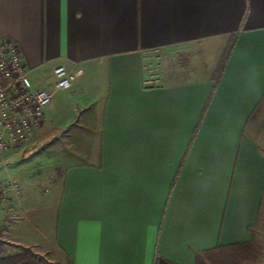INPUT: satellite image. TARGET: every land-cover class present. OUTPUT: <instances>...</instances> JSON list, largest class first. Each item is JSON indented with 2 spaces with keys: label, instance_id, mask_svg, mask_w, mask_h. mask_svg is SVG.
I'll use <instances>...</instances> for the list:
<instances>
[{
  "label": "crops",
  "instance_id": "0c3cea01",
  "mask_svg": "<svg viewBox=\"0 0 264 264\" xmlns=\"http://www.w3.org/2000/svg\"><path fill=\"white\" fill-rule=\"evenodd\" d=\"M0 40L35 86L56 64L82 70L24 147L59 133L58 155L39 170L24 148L0 161V180L24 188L0 206V239L60 264H196L253 242L264 0H0ZM162 54L179 57L177 73Z\"/></svg>",
  "mask_w": 264,
  "mask_h": 264
},
{
  "label": "built area",
  "instance_id": "2783aa9c",
  "mask_svg": "<svg viewBox=\"0 0 264 264\" xmlns=\"http://www.w3.org/2000/svg\"><path fill=\"white\" fill-rule=\"evenodd\" d=\"M159 64L168 73H177L181 67L175 54H162ZM81 72H70L63 64H56L42 84L35 86L17 46L0 40V161L5 153L24 148L36 136L55 94L69 90ZM23 193L18 179L0 180V206Z\"/></svg>",
  "mask_w": 264,
  "mask_h": 264
},
{
  "label": "rangeland",
  "instance_id": "374dc122",
  "mask_svg": "<svg viewBox=\"0 0 264 264\" xmlns=\"http://www.w3.org/2000/svg\"><path fill=\"white\" fill-rule=\"evenodd\" d=\"M58 134L59 133H56L54 138H48L45 140L41 139V141L37 144L36 141L35 144H33L32 150L24 148V150H22L19 156L21 162L26 163L32 168H36L37 170L41 168L45 169L48 164L47 159L58 155L61 140ZM32 171L35 172V169H32ZM253 246L254 252L256 254L255 258L244 260L241 262V264H252V262L257 259L261 261L264 260V218H262L260 224L256 226L255 235L253 238ZM15 253L24 255L19 260H15V264H60L59 261L55 259V257H50L46 255L35 256L24 249L19 250L17 248H14L10 243H7L3 239H0V257H5L6 255H13ZM201 264L214 263L209 259H202Z\"/></svg>",
  "mask_w": 264,
  "mask_h": 264
},
{
  "label": "trees",
  "instance_id": "16d2710c",
  "mask_svg": "<svg viewBox=\"0 0 264 264\" xmlns=\"http://www.w3.org/2000/svg\"><path fill=\"white\" fill-rule=\"evenodd\" d=\"M23 256L15 253L0 257V264H13ZM255 256L253 242L218 245L196 255V264H201L202 259H209L214 264H241L242 261L254 259Z\"/></svg>",
  "mask_w": 264,
  "mask_h": 264
}]
</instances>
